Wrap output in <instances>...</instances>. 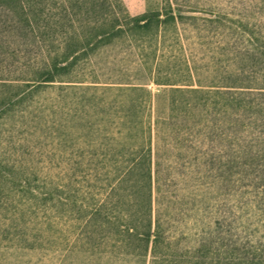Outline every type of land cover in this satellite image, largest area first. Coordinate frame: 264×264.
<instances>
[{
    "label": "trees",
    "instance_id": "trees-1",
    "mask_svg": "<svg viewBox=\"0 0 264 264\" xmlns=\"http://www.w3.org/2000/svg\"><path fill=\"white\" fill-rule=\"evenodd\" d=\"M0 6L29 40L25 77L0 79L2 259L24 251L25 264H264V247L216 237L183 247L170 223L174 163L200 125L194 116L245 108L240 90L264 97L256 38L245 58L261 71L256 88L234 76L194 88L189 63L162 53L180 45L179 28L198 29L178 7L120 20L109 0ZM86 67L89 81L76 79ZM147 83L162 88L152 94Z\"/></svg>",
    "mask_w": 264,
    "mask_h": 264
},
{
    "label": "rangeland",
    "instance_id": "rangeland-1",
    "mask_svg": "<svg viewBox=\"0 0 264 264\" xmlns=\"http://www.w3.org/2000/svg\"><path fill=\"white\" fill-rule=\"evenodd\" d=\"M109 2L120 20L175 7L184 16L198 19L195 23L198 31L179 28L180 45L162 51L164 57L170 56L172 61L189 63L194 72V88L229 78L232 83L233 76L246 87L256 88L259 84L261 71L254 64L256 60L245 58L246 54L250 55L246 51L251 52L252 38H256L261 51L264 50V0ZM11 18L0 6L2 80L25 77L24 67L28 61L25 43L29 40L23 33L7 27ZM207 19L213 23L210 25ZM103 59L98 62L102 63ZM238 68L242 74L232 75ZM90 71L91 68H87L76 79L89 81ZM160 88L147 83L152 94ZM240 91L248 92L245 108L225 114L216 111L208 116H194L200 125L190 127L188 148L174 163L178 175L174 173L173 177L176 175L177 184L170 192L177 206L170 222L171 237L183 247L197 246L204 238L215 237L220 244L224 241L246 250L264 247V97L256 89ZM1 255L0 264H25L24 251L3 254V259Z\"/></svg>",
    "mask_w": 264,
    "mask_h": 264
}]
</instances>
